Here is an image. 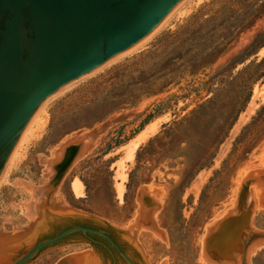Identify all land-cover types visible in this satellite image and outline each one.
<instances>
[{
  "label": "rangeland",
  "instance_id": "obj_1",
  "mask_svg": "<svg viewBox=\"0 0 264 264\" xmlns=\"http://www.w3.org/2000/svg\"><path fill=\"white\" fill-rule=\"evenodd\" d=\"M183 1L136 47L48 100L43 127L0 183V227L12 231L30 223L22 203L31 193L16 178L43 185L49 177L41 175L39 156H48L50 144L149 98L133 119L96 136L92 149L65 173L54 198L126 228L137 216V193L145 185L160 194L158 199L151 192L160 205L156 224L165 229V238L148 228L137 230L149 264L163 258L167 264H207L200 242L205 226L232 205L239 171L264 167V42L251 45L264 30V0ZM150 125L156 130L126 157L124 146ZM201 173L204 180L194 191ZM75 179L81 195L72 188ZM253 199L250 224L264 230V207ZM86 246H57L27 264H55ZM250 264H264V245Z\"/></svg>",
  "mask_w": 264,
  "mask_h": 264
},
{
  "label": "water",
  "instance_id": "obj_2",
  "mask_svg": "<svg viewBox=\"0 0 264 264\" xmlns=\"http://www.w3.org/2000/svg\"><path fill=\"white\" fill-rule=\"evenodd\" d=\"M182 1L0 0V175L20 136L50 95L142 41ZM148 99L50 144L48 156H39L44 164L41 175L49 177L43 185L16 178L32 192L30 201L22 203L32 219L24 227L14 225L12 231L0 227V264H27L38 254L67 244L58 241L77 230L102 234L112 241L103 229L78 223L108 227L127 241L125 234L130 229L136 231L132 243L138 251L135 255L141 264H149L136 241L137 230L148 228L165 238V229L156 224L160 205L145 185L137 193V216L126 228L75 209L63 197L59 201L54 198L65 173L92 149L96 136L107 134L120 120L133 119ZM252 183L259 189L258 206L264 207V167H259L247 172L233 205L205 229L201 238L204 261L250 264L252 250L264 244V230L250 224ZM150 207L154 210L148 224ZM123 254L130 264H136ZM64 258L73 259L72 264H101L90 250L68 254L55 264ZM159 264H167L166 259Z\"/></svg>",
  "mask_w": 264,
  "mask_h": 264
},
{
  "label": "bare ground",
  "instance_id": "obj_3",
  "mask_svg": "<svg viewBox=\"0 0 264 264\" xmlns=\"http://www.w3.org/2000/svg\"><path fill=\"white\" fill-rule=\"evenodd\" d=\"M184 1H182L180 4H178L172 11L171 13L156 27V29H154L147 37H149L152 33H154L155 31H157L162 25H164V23L166 21H168V19L170 18L171 14H173L175 11H177L181 5L183 4ZM146 37V38H147ZM144 38V39H146ZM143 39V40H144ZM142 40V41H143ZM142 41H140L139 43H137L136 45H134L133 47L130 48L133 49L134 47H136L138 44H140ZM71 84V83H70ZM70 84H67L65 85L64 87H62L60 90H58L57 92L53 93L52 95H50L45 101L44 103L41 105V107L38 109V111L36 112V114L34 115V117L32 118V120L30 121V123L28 124V126L26 127V129L24 130V132L22 133V135L20 136L14 150L12 151L11 155L9 156L8 158V161L0 175V183L2 181H4L8 175V172L10 170V168L15 165L17 163V161L20 159V157H22V154L24 153L28 143L30 142V140L36 135V133H38V131L41 130V128L43 127L44 123H45V105L46 103L48 102V100L54 96L55 94L61 92L64 88H66L68 85ZM254 99L251 100V103H250V106L248 107L247 109V112L252 109L253 105H254ZM244 118V115H242V117L240 118V121L239 123L243 120ZM239 123L236 125V128L239 126ZM156 130V126L155 125H150L148 126L147 128L145 127V129H143L140 133H138L136 135L135 138H133L132 140H130V142L128 144H126L124 146V150H125V156L126 157H131L132 154H133V151H134V148L143 140H145L151 133H153L154 131ZM96 142V139L94 140L93 143ZM251 171L248 170L247 172ZM247 172L245 173V169H241L239 171V176L237 179V186H236V192L238 191L239 189V186H240V183L242 181V179L244 178V176L247 174ZM118 174L120 175L121 179H125V174L121 172H118ZM117 175V174H116ZM204 177H205V174L204 173H201L197 180L195 181L194 183V191L199 188L200 184L202 183V181L204 180ZM28 183V182H27ZM117 187H118V193H119V196L121 195V192L123 190V186H122V183L119 182V184H117ZM72 188L73 190L75 191L76 194H80L82 193V184L79 180L75 179L72 181ZM251 190H252V198H255L257 201H256V206H258V195H259V189L256 187V185L254 183H252L251 185ZM30 193H31V196H32V192L31 190H29ZM198 191V190H196ZM151 192L153 193V196L155 195L158 199L160 197V194L158 191L152 189ZM150 192V194H151ZM81 195V194H80ZM31 199V197H30ZM30 199L28 201H30ZM234 201L232 202V205H233ZM231 205V206H232ZM230 206V207H231ZM228 209H226L225 211H223V213L221 214V216L224 215V213L227 211ZM25 212H26V207H25ZM27 214V213H26ZM220 216V217H221ZM29 218L32 219V217L28 216ZM219 217V218H220ZM136 218V217H135ZM216 219H214L213 221H215ZM212 221V222H213ZM211 223V222H210ZM208 223L205 228H204V231L205 229L207 228V226L210 224ZM153 231V230H152ZM155 234H157L155 231H153ZM204 233V232H203ZM159 236V235H158ZM203 236V234H202ZM201 236V238H202ZM201 238H200V242H201ZM264 244H262L263 246ZM261 246V245H260ZM260 246H257L255 247L250 256L252 254H254L256 252V249H258ZM201 259H202V250H201ZM203 260V259H202ZM204 261V260H203ZM206 262V261H205ZM207 264H210L208 262H206Z\"/></svg>",
  "mask_w": 264,
  "mask_h": 264
},
{
  "label": "flooded vegetation",
  "instance_id": "obj_4",
  "mask_svg": "<svg viewBox=\"0 0 264 264\" xmlns=\"http://www.w3.org/2000/svg\"><path fill=\"white\" fill-rule=\"evenodd\" d=\"M153 210H154L153 207L149 208L148 210L149 214L147 215L146 222L142 220L143 222L148 223V224L151 223V217H152ZM73 224H76V223H73ZM78 224H83L86 226L103 229L105 233L112 239L113 242L110 241L106 236L102 234H98V233L90 232V231L83 232L81 230H77V231L69 233L68 235H66L64 238H62L58 242H64V243H67L68 245H79V244L87 245L86 250H90L92 254L97 256L101 264H130L123 253H125L129 258H131L136 264H141L135 255L137 254L138 251L132 244L134 243V236H135L136 231L133 232L130 229L129 230L130 232H127L125 234V238L128 239L127 241V240L121 239L114 231H112L108 227L88 224V223H78ZM127 234L129 237H126ZM72 260L73 259L71 258H64L60 261L59 264H72L73 262Z\"/></svg>",
  "mask_w": 264,
  "mask_h": 264
},
{
  "label": "trees",
  "instance_id": "obj_5",
  "mask_svg": "<svg viewBox=\"0 0 264 264\" xmlns=\"http://www.w3.org/2000/svg\"><path fill=\"white\" fill-rule=\"evenodd\" d=\"M262 42H264V30L263 31H261V32H259L257 35H256V37H255V39L253 40V42H252V46H258V45H260Z\"/></svg>",
  "mask_w": 264,
  "mask_h": 264
}]
</instances>
